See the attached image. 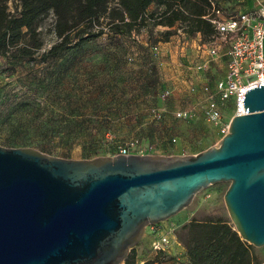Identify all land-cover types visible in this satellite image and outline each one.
<instances>
[{"label": "rangeland", "instance_id": "374dc122", "mask_svg": "<svg viewBox=\"0 0 264 264\" xmlns=\"http://www.w3.org/2000/svg\"><path fill=\"white\" fill-rule=\"evenodd\" d=\"M215 2L225 18L240 13L264 16V0ZM9 6L14 12L18 0ZM100 21L93 29L103 28L100 36L45 57L59 41L50 15L40 27L45 44L34 60L0 57V146L33 147L70 159L114 156L123 145L148 153L168 144L197 155L226 135L205 111L209 95L218 98L217 83L226 76L227 42L222 34H188L186 23L171 28L150 21L129 34H117L107 27L109 18ZM213 47L218 55L211 53ZM179 110L190 116L177 117ZM238 111L232 102L224 111L225 122ZM229 186L210 185L178 215L155 226L170 239L166 254L183 246L182 227L191 220L223 216L231 221L224 202ZM154 239L148 227L130 258L141 251L145 256L155 252ZM253 247L263 264L264 246ZM181 264H191L186 255Z\"/></svg>", "mask_w": 264, "mask_h": 264}, {"label": "water", "instance_id": "95a60500", "mask_svg": "<svg viewBox=\"0 0 264 264\" xmlns=\"http://www.w3.org/2000/svg\"><path fill=\"white\" fill-rule=\"evenodd\" d=\"M243 103L228 133L197 155L70 159L0 146V264H125L148 227L220 182H230L234 229L263 247L264 86Z\"/></svg>", "mask_w": 264, "mask_h": 264}, {"label": "trees", "instance_id": "16d2710c", "mask_svg": "<svg viewBox=\"0 0 264 264\" xmlns=\"http://www.w3.org/2000/svg\"><path fill=\"white\" fill-rule=\"evenodd\" d=\"M10 1L0 0V57L13 62L36 58L45 44L40 27L50 15L55 17L59 41L45 57H56L100 36L104 29H93L102 18H109L107 27L117 34H129L150 21L171 28L183 22L188 34L206 35L216 30L208 17L220 11L215 0H18L13 12ZM182 230L179 239L191 264H260L253 245L242 240L223 216L193 219ZM135 258L128 255L125 263L132 264Z\"/></svg>", "mask_w": 264, "mask_h": 264}, {"label": "built area", "instance_id": "2783aa9c", "mask_svg": "<svg viewBox=\"0 0 264 264\" xmlns=\"http://www.w3.org/2000/svg\"><path fill=\"white\" fill-rule=\"evenodd\" d=\"M213 13V16L208 18L227 42L226 51L223 54L227 58V71L224 79L217 83L218 98L210 94L208 88L204 89L210 94L205 111L213 121L224 127L227 134L230 122H225L224 111L232 102L241 108L242 105L244 106L243 101L247 91L259 87L260 84L264 86V16L254 17L247 13H240L238 17L225 18L220 15L219 10H214ZM211 53L219 54L214 47ZM166 94L168 93L162 97H167ZM244 113L245 111L237 112V114ZM175 114L181 118L190 116L187 110H179ZM118 154L144 155L143 152L132 151L129 145H123L116 155ZM155 226H150L155 236L153 248L156 253H165L170 245V239L167 235L160 234Z\"/></svg>", "mask_w": 264, "mask_h": 264}, {"label": "crops", "instance_id": "0c3cea01", "mask_svg": "<svg viewBox=\"0 0 264 264\" xmlns=\"http://www.w3.org/2000/svg\"><path fill=\"white\" fill-rule=\"evenodd\" d=\"M168 145V144H167ZM162 145L160 152H148L144 154H154V155H164V156H173V155H186L178 150L176 146H167ZM159 254V255H157ZM187 257L186 249L181 245V248H173L171 251L167 252L166 255H163L162 252L156 253L153 252L151 255L145 256L144 253L139 252L137 254L134 262L132 264H181L184 257ZM188 259V257H187Z\"/></svg>", "mask_w": 264, "mask_h": 264}, {"label": "bare ground", "instance_id": "6f19581e", "mask_svg": "<svg viewBox=\"0 0 264 264\" xmlns=\"http://www.w3.org/2000/svg\"><path fill=\"white\" fill-rule=\"evenodd\" d=\"M241 112H244L245 109H244V106L242 105L241 108H240Z\"/></svg>", "mask_w": 264, "mask_h": 264}]
</instances>
